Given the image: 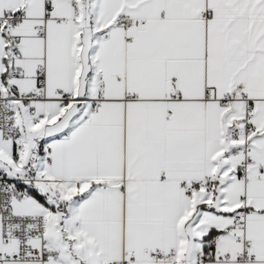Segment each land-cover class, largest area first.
I'll list each match as a JSON object with an SVG mask.
<instances>
[{"label": "snow or ice", "instance_id": "1", "mask_svg": "<svg viewBox=\"0 0 264 264\" xmlns=\"http://www.w3.org/2000/svg\"><path fill=\"white\" fill-rule=\"evenodd\" d=\"M0 264H264V0H0Z\"/></svg>", "mask_w": 264, "mask_h": 264}]
</instances>
